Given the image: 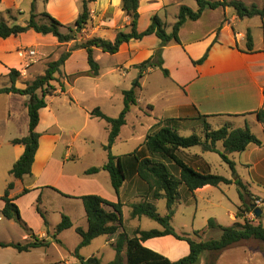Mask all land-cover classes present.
I'll return each mask as SVG.
<instances>
[{"label": "crops", "instance_id": "crops-1", "mask_svg": "<svg viewBox=\"0 0 264 264\" xmlns=\"http://www.w3.org/2000/svg\"><path fill=\"white\" fill-rule=\"evenodd\" d=\"M82 1L37 0V13L47 12L63 25H72L80 14ZM87 1L91 20L78 34V41L92 37L114 41L119 30H126L130 20L122 9V0ZM32 2L33 0H1L0 18L10 25H25L30 17ZM182 5L193 10L198 9L196 1L188 4L187 0H139L138 31H145L150 25L151 17L157 14L170 32ZM8 10L12 12L9 14ZM250 19H239L232 8L219 7L205 9L198 20H187L179 31L181 43H171L163 51V67L169 71L168 77L160 68L149 67L141 71L136 67L150 59L159 47L161 40L155 34L122 44L116 54L94 48V58L100 66L98 76L90 74L87 51H73L61 71L55 74L57 80L52 82L55 93L45 98L47 106L39 111L40 120L36 128L40 134L39 147L31 175L22 179H15L10 170L25 148L21 144H13L12 141L28 134L26 102L29 98L16 93L0 94V196L4 195L7 185L13 182L14 188L9 197L18 205L23 221L40 239L51 240V246L57 240L62 243L68 232L73 230L77 233L78 227L88 229L84 205L79 199L81 196L99 195L114 203L122 202L123 209H131L132 204L146 199L155 206L157 201L165 200H153L150 197L146 183L136 173L134 158H124L127 181L119 193L113 188L110 174L106 170L91 175L85 173L91 167L103 166L108 160L105 145L108 142L110 125L93 116L92 111L99 108L109 117H118L124 108L123 91L131 89L137 79L141 85L137 89L138 103L131 107L126 116V124L121 128L112 147L114 155L125 156L139 150L140 156H146L147 151L143 147L146 136L155 129L156 124L165 119H174L173 125L178 132L187 129L196 121H203L205 117L208 123L212 120L233 119L244 126L248 124L251 131L262 141L261 146L250 144L245 151L240 152V162L234 161L235 168L240 165L248 169L251 182L264 181V124L253 114L264 108V19L261 18L263 36L255 35L253 31V50L248 51L245 31L251 27ZM241 27L244 31L240 30ZM73 44L74 41L60 44L53 35H43L34 30L18 36L0 37V88L11 86V70L19 72L15 86L19 89L26 88L38 76L44 75L48 64L58 60ZM26 48L36 50L38 56L35 63L24 68V61L19 57L18 51ZM206 53L208 55L203 63H194ZM141 93L146 94L145 99L141 98ZM255 127L258 132H255ZM67 130L72 133L71 136L65 134ZM65 148L72 150L68 152L67 149L63 154ZM185 150L182 157L188 164L198 171L211 172L210 164L201 154L187 153ZM185 154L190 155L186 157ZM85 156L89 159L79 163L80 158ZM239 177L247 187L246 201L250 197L259 201L261 219L264 216V192L261 195L260 192L255 194L249 180L240 175ZM24 189L29 192L23 194ZM55 189L71 197H65ZM37 205L44 212L48 227L37 213ZM251 205L249 204L250 208ZM4 206L5 202L0 199V243H18L8 238L17 227L14 220H8L2 215ZM240 206L241 199L235 205L236 210L229 211L233 224L237 221L243 222L236 216ZM51 214H54L53 221L50 219ZM171 214L172 221L175 214ZM63 215L71 219L72 227L53 238L54 229L62 221ZM144 217L133 218L138 222L135 225L128 226L124 223L115 235H104L105 241L97 252L94 250L87 256H81L88 258L95 255L103 263L113 260L116 254L113 245L119 233H125L131 238L137 229L151 230L141 226ZM4 219L8 223H3ZM158 225V228L152 229L163 230L159 223ZM174 230L179 235H187L175 228ZM204 232L200 231V235ZM22 239L25 242L30 240L27 233H23ZM200 240L198 237L197 241ZM94 241L95 239L88 246ZM182 241L166 235L148 239L142 244L175 261L178 258L171 255L180 250ZM80 242L81 237L78 235L74 250L69 249L71 254H74L73 251ZM62 245L67 246L64 240ZM106 245H111L114 249L110 260L104 259V254L108 253ZM239 258L243 259V264H264V252L261 249L237 250L232 247L219 254L216 264H235ZM65 264L79 262L65 260Z\"/></svg>", "mask_w": 264, "mask_h": 264}, {"label": "trees", "instance_id": "trees-1", "mask_svg": "<svg viewBox=\"0 0 264 264\" xmlns=\"http://www.w3.org/2000/svg\"><path fill=\"white\" fill-rule=\"evenodd\" d=\"M198 4V9L193 10L186 5L180 7L177 20L172 26V30L168 32L164 22L156 14L151 17V22L148 28L139 32L137 25L139 21V0H122V9L125 11L130 22L126 25V30H119L114 41L103 39L101 37H92L83 41H78L80 34L86 25L91 20L88 1L83 0L80 14L72 25H63L47 12L37 13V0H33L31 5L30 17L25 25L12 24L0 18V37L8 38L26 33L29 30H34L43 35H53L60 44H67L74 41V44L68 51L61 54L58 60L48 64V68L44 75L38 76L31 83L27 84L26 88L19 89L15 86L19 72L11 70V86L1 87L0 94L16 93L28 96L26 106L29 116L28 134L23 138L14 139L13 144H21L25 150L22 156L15 162L10 174L15 179H22L27 175H31L32 166L35 160V155L39 147L40 134L36 128L39 124L40 109L47 106L45 98L55 93V87L52 82L56 81L55 74L61 71V67L70 57L73 51L85 49L88 53V62L90 65V74L98 76L100 66L94 58V48H100L109 54H116L121 45L128 43L131 40H141L145 36L155 34L161 43L155 50L150 59L136 67L141 71L150 68H160L163 74L168 77L169 71L163 67V51L166 46L171 43H181L179 31L187 20H198L205 9H216L219 7L232 8L239 19L253 18L256 16L264 19V6L260 7L257 4L247 5L241 0H195ZM1 2V0H0ZM8 10L7 13H11ZM65 30V31H63ZM247 50H253V38L251 32L246 33ZM207 53L199 61H194L195 64H201L207 58ZM140 82L137 79L129 90L123 91L124 108L118 117H109L102 113L99 108L92 111L93 116H97L105 120L110 125L109 137L105 150L108 153L107 162L101 167H91L86 170L87 175L96 174L100 170H106L110 174L111 183L117 193L127 181V171L124 166V158H134L135 169L138 177L146 183L148 192L153 200L165 199L168 209L181 199L179 187L185 186L189 192H195L199 188L210 185L218 187L221 184L231 185L236 184L239 187V197L242 206L238 207L236 216L244 220L237 221L230 226H223L215 219L208 220V230H220L221 236L217 239L197 241L187 235H179L171 226V215H161L154 203L149 200H144L131 205L132 218L145 216L159 223L163 230L151 229L140 230L134 232L133 237H128L125 233H119L113 245L115 249V257L108 263H103L98 256L85 258L80 255V250L91 242L104 235H115L119 229L123 227V203H114L102 198L99 195H85L79 197L82 200L88 220V229L82 227L76 229L81 237V242L76 247L74 255L78 258L79 264H195L199 258L210 253L215 255V258L207 262V264H216L220 253L229 249L236 244L248 240H257L264 243V225L254 223L245 219L246 213H250L252 209L249 202L246 201L247 187L238 176L235 168V162L229 158L232 153H240L247 149L250 144L262 145V141L251 131L248 124L244 127H233L231 123L225 124L218 129L204 121L203 136L195 133L190 136H182L174 127V119H165L156 124L155 129L151 130L146 136L143 147L147 151L146 156H140V151L135 150L133 153L125 156H116L112 153V147L121 132V128L126 124V116L133 105L137 101V89L140 88ZM63 87V86H62ZM257 120L264 124V108L253 113ZM202 117V118H204ZM222 143L224 150H219L217 144ZM200 146L204 152H217L222 160L229 164L233 171L234 178L228 179L225 176L207 171H198L188 164L182 157L183 150ZM134 167V165H133ZM14 188V183L10 182L7 185L5 193L0 196L5 202L2 209V215L8 220H15L21 224L29 236L30 240L25 243H0V247H12L18 252H29L36 248H49L51 240L40 239L30 229L26 222L23 221L18 205L12 198L9 197L10 191ZM57 190V189H55ZM58 191V190H57ZM28 189L23 190V194L28 193ZM65 197H71L58 191ZM40 197L38 198V203ZM109 209V210H107ZM37 213L43 219L44 225L48 227L49 223L40 209L36 207ZM72 227L71 219L63 215L62 221L55 227L53 238H56L61 232ZM172 235L179 240H185L189 244L190 252L187 256L171 261L168 257L145 247L142 242L151 238L163 237ZM196 237H200V231L195 232ZM57 242L60 243L59 240Z\"/></svg>", "mask_w": 264, "mask_h": 264}, {"label": "rangeland", "instance_id": "rangeland-1", "mask_svg": "<svg viewBox=\"0 0 264 264\" xmlns=\"http://www.w3.org/2000/svg\"><path fill=\"white\" fill-rule=\"evenodd\" d=\"M247 5L257 4L260 7L264 6V0H241ZM188 4H194L195 0H187ZM251 21V27L248 29L251 33L254 31L255 35L260 34V36H263V28L261 26V18L260 17H253L250 19ZM240 30L244 31V28H240ZM246 30V29H245ZM247 30V31H248ZM65 31V30H63ZM247 31H245L247 33ZM146 94L141 93V98L145 99ZM230 122H234L236 127H244L240 121H235L233 119H223V120H212L209 123L213 127V129H218L222 127L225 124H228ZM233 123L231 125L234 127ZM254 126V125H253ZM203 130H204V121H196L190 125L187 129L181 130L179 133L182 136H190L191 134L195 133L199 136H203ZM255 132H258V129L255 127ZM67 136H71L72 133L67 130L65 132ZM68 148L64 149V153H66ZM218 149L223 150L222 144H218ZM71 151L72 149L69 148ZM118 151V150H117ZM187 153L192 154H201L207 162L210 164L211 172L215 174H219L222 176H225L226 178L233 179V171L230 168L229 164L225 163L221 156L217 152H203L201 147H193L191 149L185 150ZM190 154H185L186 157H189ZM232 161L240 162V154L234 153L229 156ZM89 159L88 156H85L84 158H80V162ZM237 174H239L242 178H247L249 180L252 191L255 194H258L260 192H264V181H250V176L248 169L245 167H242L238 165V168H236ZM238 175V176H239ZM181 199L179 202L175 203L171 209H168L167 203L165 200H159L156 202V208L158 212L162 215L165 214H171V212H174L175 216L172 217L171 225L180 233L187 234L191 236V238L198 240V237L195 236L196 231H207L200 235L201 240H209V239H217L221 236L220 230H207L208 228V220L210 218L215 219L219 224L224 226H230L233 224L234 221L231 220L229 216V211H235L236 204L240 203V197H239V187L236 184L232 185H220L219 187L215 186H209L205 189L199 190L195 192L194 194L192 192H189L187 188L183 185L179 187ZM263 196V195H262ZM133 200V199H132ZM66 201V200H64ZM248 202L250 204H258L256 203V199L249 198ZM124 223L125 225H132L138 223L137 220L133 219L131 216V209L130 207H125L124 209ZM2 216V215H1ZM59 217V215H57ZM249 212L246 213L245 219L251 220L254 223L257 224V220H260L262 224L264 225V216L260 219L257 217L252 218L250 216V219L248 218ZM3 218V217H2ZM50 219L53 221L54 214L50 215ZM7 220L4 219L3 223ZM15 221V220H14ZM244 221V220H243ZM15 225L17 228H15L14 232L8 236L9 239L18 242V243H24L25 240L22 239L23 233L26 234L23 226L15 221ZM141 226L146 229H152V228H158L159 225L155 221H152L148 218H142ZM61 239V238H60ZM78 239V234L73 230L72 232H68L64 235L63 240L66 243L67 246L62 245L60 242H56L51 246L50 248H38V249H32L29 252H18L16 249L12 247L8 248H0V264H39V262H45L48 264H65V260H69L70 262H79L78 258L71 254V251L69 249L72 248L74 250L75 248V242ZM105 237L101 236L95 239L93 244L91 246L85 247L80 251V255L87 256L90 252L96 250L97 252L98 248L102 243H104ZM182 246L180 250L176 253H173L171 256L173 258H178L177 260L187 256L189 254V245L187 241H182ZM106 251L109 253L104 254L105 260H110L111 255L114 254V249L111 245H106ZM232 249H246V250H257L261 249L264 252V243L257 241V240H248L243 241L239 244H236L232 247ZM74 252V251H73ZM215 258V255L210 253L203 254L197 263L195 264H207V262L212 261ZM63 260V261H61ZM175 260V261H177ZM238 260V259H235ZM243 259H240L235 262V264H243Z\"/></svg>", "mask_w": 264, "mask_h": 264}, {"label": "built area", "instance_id": "built-area-1", "mask_svg": "<svg viewBox=\"0 0 264 264\" xmlns=\"http://www.w3.org/2000/svg\"><path fill=\"white\" fill-rule=\"evenodd\" d=\"M18 55L24 61V68H27L32 63H35L36 62V58L38 56V52L36 50L26 48V49H20L18 51ZM256 203L259 204V201H256ZM249 215L252 218L256 217L253 211H251L249 213ZM250 216L248 217L249 219H250Z\"/></svg>", "mask_w": 264, "mask_h": 264}, {"label": "water", "instance_id": "water-1", "mask_svg": "<svg viewBox=\"0 0 264 264\" xmlns=\"http://www.w3.org/2000/svg\"><path fill=\"white\" fill-rule=\"evenodd\" d=\"M251 209L257 218L261 216V209L256 204H252Z\"/></svg>", "mask_w": 264, "mask_h": 264}]
</instances>
